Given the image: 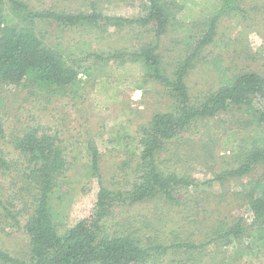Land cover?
<instances>
[{"label": "rangeland", "instance_id": "obj_1", "mask_svg": "<svg viewBox=\"0 0 264 264\" xmlns=\"http://www.w3.org/2000/svg\"><path fill=\"white\" fill-rule=\"evenodd\" d=\"M22 1L38 11L89 14L94 5L105 17L140 19L145 15L144 3L134 0ZM166 1L177 14L187 0ZM238 4L240 14L220 20L214 41L202 50L187 76L191 101L196 105L223 85L216 59L230 77L247 72L264 77V0H239ZM179 17L180 24L195 36L196 42L205 37L208 19L183 22ZM51 22L36 24L37 33L50 45L62 43L69 48L92 38L97 54L88 56L87 50H82L83 56L74 57L81 72L89 71L80 75L84 81L82 88L76 94L51 96L24 84H0V118L6 132L2 147L9 159L18 160V164L24 160L12 140L30 129L37 130L40 136L53 137L62 148L67 168L54 189L51 207L55 225L65 231L90 218L95 211L100 179L89 171L87 146L96 147L100 153L102 183L116 192L130 191L138 182L140 130L150 127L156 115L171 112L176 100L160 82L154 81L139 90L133 86L132 76H120L124 72L116 69L113 55L124 61L143 45L156 44L147 27L120 29L101 23L106 30L101 32V38L88 35L85 29L63 31ZM185 36L186 31L175 25L159 43L164 71L171 78L176 66L192 52V46L182 43ZM254 105L264 113L263 98L256 99ZM258 122L254 124L253 115L234 107L179 131L156 155L164 174L188 181L172 186L177 202L171 203L163 196L137 204L125 199L117 201L102 224L101 237L130 236L145 248L157 244L168 248L151 251L154 256L143 264H264V242L254 238L252 231L235 240L219 238L240 219L246 229L254 221L249 203L256 184L264 181V162L257 163L244 177L215 180L241 165L249 145L253 149L258 147L254 132L264 137V122L260 126ZM9 183L10 180L2 182L4 189L0 186V191L9 199L16 198L20 193L18 186L13 184L9 188ZM255 196H264V185ZM13 202L21 224L15 226L0 216V250L28 261L31 244L24 225L32 205L27 199L23 203L14 199ZM182 243L199 248H171Z\"/></svg>", "mask_w": 264, "mask_h": 264}, {"label": "trees", "instance_id": "obj_2", "mask_svg": "<svg viewBox=\"0 0 264 264\" xmlns=\"http://www.w3.org/2000/svg\"><path fill=\"white\" fill-rule=\"evenodd\" d=\"M144 3L145 15L140 19L122 17H105L92 5L89 14H73L65 11H38L29 7L22 0H0V84L27 85L39 93L51 96L76 94L82 88V72L88 70L77 68L74 58L77 54L83 56L87 50L88 56L96 55L92 38L65 47L62 43L50 45L36 31L37 21H52L63 31L68 29H85L88 35L101 37V23L108 27L120 29L127 26H144L153 32L156 44H146L131 54L129 59L122 61L117 54L114 56L117 71H123L120 76H132L133 86L139 90L148 87L154 81L166 86L176 105L169 113L158 114L152 120L150 127L140 130L138 141L140 145V160L136 167L138 182L128 192H116L105 186L100 175V153L92 145L87 146V156L90 160L89 171L100 179V190L95 211L90 218L81 220L74 227L60 231L54 222L52 213V197L60 176L66 167L64 153L55 143L53 137L38 134L35 129L28 130L22 137L12 140L14 148L19 151L24 162L9 159L4 150L6 132L3 120L0 118V186L10 180L18 186L19 194L9 199L0 191V216L2 219L20 226L21 218L13 199L21 203L27 199L31 203L32 212L25 219L24 230L30 238L31 255L28 261H21L0 250V262L3 264H143L151 256L150 252L166 251L168 248L160 245L145 248L137 239L130 236L101 237L103 222L109 215L115 202L127 200L130 204L143 203L165 197L169 202L176 203L172 186L187 184L188 181L175 175L167 176L156 161L165 142L172 140L182 131L197 121L215 118L219 113L234 107L243 109L253 115V123L261 125L264 113L255 109L256 99H264V77L247 72L237 77H230L221 67L219 59L214 61L221 72L223 85L210 94L203 102L194 104L191 101L187 76L194 66L202 50L214 41L215 31L220 20L227 16L240 14L239 0H187L179 7L176 14L166 0H134ZM233 14V15H232ZM180 16V17H179ZM183 22L204 19L209 22L205 37L195 41V36L183 28ZM177 25L186 31V39L182 42L192 46V52L182 60L174 71L173 78L166 75L161 55L158 53L159 43L170 28ZM90 38V39H89ZM103 38V37H101ZM83 50V51H82ZM123 56V54L121 53ZM120 55V56H121ZM111 59V57H110ZM123 62V63H122ZM122 63V64H121ZM138 77V78H137ZM259 115V116H258ZM261 121V122H260ZM264 133V131H261ZM254 149L248 146L246 157L241 165L231 171H225L215 180L241 178L255 168L259 162H264V137L254 132ZM63 174V175H62ZM18 183V185L16 184ZM257 183L251 195L250 210L254 215V223L248 229L243 228L240 219L219 238L235 240L244 232L252 231L251 235L264 242V196L257 197L255 193L263 187ZM250 195V194H249ZM248 195V196H249ZM6 197V199L3 198ZM250 235V236H251ZM197 249L189 243L173 245L171 248ZM204 247V246H203Z\"/></svg>", "mask_w": 264, "mask_h": 264}]
</instances>
